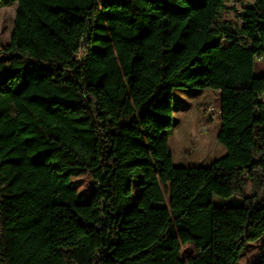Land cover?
Wrapping results in <instances>:
<instances>
[{
	"label": "trees",
	"instance_id": "trees-1",
	"mask_svg": "<svg viewBox=\"0 0 264 264\" xmlns=\"http://www.w3.org/2000/svg\"><path fill=\"white\" fill-rule=\"evenodd\" d=\"M228 2L0 0V264H238L264 236V0ZM176 89L219 92L208 168L173 163Z\"/></svg>",
	"mask_w": 264,
	"mask_h": 264
},
{
	"label": "rangeland",
	"instance_id": "rangeland-1",
	"mask_svg": "<svg viewBox=\"0 0 264 264\" xmlns=\"http://www.w3.org/2000/svg\"><path fill=\"white\" fill-rule=\"evenodd\" d=\"M255 0H229L228 6L237 12L242 7H251ZM240 2V3H239ZM16 5L0 8V50L6 46L11 37ZM255 74L264 73V63H255ZM0 75V82L3 80ZM174 126L169 137V147L173 153V163L177 167L208 168L214 160L226 155L225 148L217 141L220 122L219 92L211 89H176L173 91ZM79 194L87 201L94 191L95 184L89 176L73 179ZM137 182L133 185L134 202L139 195ZM247 195L250 194L248 185ZM166 200L167 196H166ZM230 201L214 197L213 204H229ZM191 254V248L185 249ZM264 256V236L255 243L248 244L241 254L238 264H256Z\"/></svg>",
	"mask_w": 264,
	"mask_h": 264
},
{
	"label": "built area",
	"instance_id": "built-area-1",
	"mask_svg": "<svg viewBox=\"0 0 264 264\" xmlns=\"http://www.w3.org/2000/svg\"><path fill=\"white\" fill-rule=\"evenodd\" d=\"M257 63H264V55L256 57Z\"/></svg>",
	"mask_w": 264,
	"mask_h": 264
},
{
	"label": "crops",
	"instance_id": "crops-1",
	"mask_svg": "<svg viewBox=\"0 0 264 264\" xmlns=\"http://www.w3.org/2000/svg\"><path fill=\"white\" fill-rule=\"evenodd\" d=\"M263 75H264L263 72H262L261 74H259V75H256V74H255L256 77H261V76H263ZM219 128H220V125H219Z\"/></svg>",
	"mask_w": 264,
	"mask_h": 264
}]
</instances>
